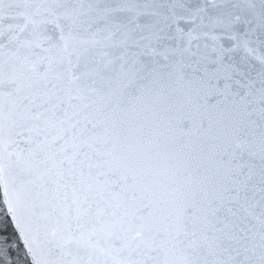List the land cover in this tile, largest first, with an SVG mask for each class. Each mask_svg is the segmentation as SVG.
<instances>
[{"label": "snow or ice", "instance_id": "6c2138e0", "mask_svg": "<svg viewBox=\"0 0 264 264\" xmlns=\"http://www.w3.org/2000/svg\"><path fill=\"white\" fill-rule=\"evenodd\" d=\"M0 264H264V0H0Z\"/></svg>", "mask_w": 264, "mask_h": 264}]
</instances>
